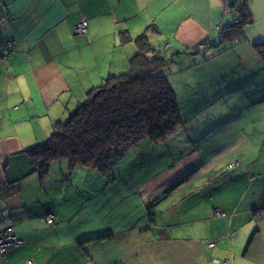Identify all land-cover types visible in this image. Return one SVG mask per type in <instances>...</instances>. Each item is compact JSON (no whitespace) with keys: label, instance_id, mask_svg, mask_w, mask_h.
<instances>
[{"label":"crops","instance_id":"1","mask_svg":"<svg viewBox=\"0 0 264 264\" xmlns=\"http://www.w3.org/2000/svg\"><path fill=\"white\" fill-rule=\"evenodd\" d=\"M233 17L223 0H0V45L8 43L4 48L9 49L0 46V230L10 229L17 240L5 256L0 255V264H264V211L254 213L264 194V181L259 178L261 170L254 173L256 166L250 178L235 180L237 191L231 198L220 199L212 207L196 201L194 194L177 198L170 205V220L158 223L161 212L154 205L188 182L192 171H187L198 163V151L184 155L178 151L181 144L175 133L162 143L169 150L171 139L170 149H175L167 167L145 178L133 170L124 175L141 188L139 211L120 214L113 224L99 225V230L76 234L75 211L64 208L75 196L65 197L63 188H55L67 164L59 162L56 178L40 181L23 153L31 144L47 139L55 122L68 115L75 102V87L77 96L85 98L107 76L126 72L137 52L134 39L152 24L159 31L150 35L155 48L173 57L175 65L184 57L187 73L193 67L199 69L187 83L207 87L222 82L223 91L206 99L215 106L212 117H216L205 121L207 139L212 131L226 126L228 115L243 114L236 109L240 92L251 91L255 99L243 107L251 117L254 105L264 106L258 75L264 67L256 58L254 38H245L243 31L244 36L220 54L208 47L196 49L207 41L215 42L220 27ZM82 20L87 23L86 32L77 36L74 26ZM121 32L131 41L121 43ZM208 51L205 60L203 54ZM246 59L250 69L241 70L234 80V67H241ZM235 81L242 85L229 84ZM261 113L262 108L257 114ZM244 127L251 129L249 123ZM187 132L185 139L191 143L192 135ZM140 144L156 147L146 141ZM184 163V171L176 173ZM166 175H170L168 180L163 178ZM119 177L115 174L108 180L116 183ZM97 181L105 190L106 179ZM229 182L223 181V185ZM146 199L155 201L150 211ZM183 199L180 212L185 213L184 218L173 219ZM48 215L53 219L50 223L45 221Z\"/></svg>","mask_w":264,"mask_h":264},{"label":"rangeland","instance_id":"2","mask_svg":"<svg viewBox=\"0 0 264 264\" xmlns=\"http://www.w3.org/2000/svg\"><path fill=\"white\" fill-rule=\"evenodd\" d=\"M224 4L229 8L227 5L228 3L224 2ZM248 4L253 22L244 28L243 31L245 32V38L250 36L254 38L255 42H264V0H249ZM203 48L204 46H198L196 49L202 50ZM209 53L210 51L203 54L205 60L208 59ZM255 55L257 56L255 57L261 61L260 56L257 53ZM183 58L184 57H182L179 65L169 63L166 70V73L168 72L167 79L175 93L181 117L184 120V124L178 127L170 137L176 133L175 139L176 141H180L179 144H181V149L178 151H181L182 155L189 153L192 150L195 152L198 151L199 156L196 157L198 163L191 170L187 171L188 174L192 171L191 178L188 179V182L177 188L171 197L167 196L157 206L154 205V207H157V210L161 212L157 218L158 223L163 222L165 218L170 220V205L175 203L173 200H177V198L180 199L184 196H190L191 198L192 194H194L196 201H206L210 207H212V203L220 202V199L231 198L233 196L232 194L237 191L234 189L235 180L237 182L238 178H241V180L250 178L249 173H253V166H256L254 169L255 174L259 173V170L262 171L259 178L264 181V113L257 114L260 111V108H262L264 112V106H261L262 103L254 105L252 107L253 115L250 117V113H248L246 108L243 107L248 106L255 99L251 96V91H249V93L240 92L241 98L236 102V109L239 110L237 113L243 114L240 116L236 114L228 115L226 126L220 130L215 129L212 131V135L207 139L206 130L203 131L206 123L205 121L212 122L216 117H212V115H215V106L208 104L209 102L206 99L217 91H223L222 82H217L207 87L199 86V82L193 84L187 83L190 77L198 75L197 71L199 69L193 67L194 71L192 73H187V71L184 70ZM247 59L242 62L241 67L240 65L236 68L234 67L235 72L231 74V76L236 75L234 80L239 78L238 76L241 74V70L246 71L250 69L249 64L251 63ZM258 75L259 82L261 83L260 85H262L259 88L263 92L264 69L261 70ZM75 76L77 77V72ZM229 84L242 85L238 81L230 82ZM77 91L78 90L75 87V102L71 105L72 108L70 107L69 111L73 110L78 102L85 99L84 97L77 96L79 95V91ZM223 105L226 109H231L229 104ZM66 118L67 115L59 121H63ZM248 123L251 126V129L249 130L245 127L243 128V126H246ZM184 127L185 129L183 130ZM230 129L231 131L227 138L226 134ZM184 131H188L192 135L190 138L191 143H187L189 140L185 139ZM50 133L51 132H49V134ZM49 134L47 135L49 136ZM224 135H226V138ZM45 139L46 138L41 139L36 143H40ZM225 139L230 140V143L228 144L224 142ZM166 140L163 144L167 142ZM170 140H168L169 150L166 149V145L162 144L160 146L153 145L156 146L154 148L141 147L140 143L146 140H143L135 147L130 148L127 157H125L117 167H114L113 170L115 171H112L114 176L115 174L120 175L118 182L114 183V181L110 182V180L106 179L103 183V185H106L105 190L101 189L98 181L88 182V180H86L88 177L91 178V176H97L100 178L99 175L92 171H90L92 173H88L86 169L77 168L75 173L69 174L68 169H65L64 173H66L59 176V183L55 188H63L65 197H70L72 194L75 196V198H70V200L65 203L67 206L64 207L68 211L71 209L75 211V233L80 234L83 231L93 232L99 230V225L113 224L114 220L120 214L135 215L140 209L137 204L140 205L141 202V188L135 187L134 181L132 180L133 182H131L126 178L127 176L124 175L128 170H133L138 177L145 178L150 175L153 176L156 172H160L161 169L167 167L169 165L167 163L172 160L171 153H175V149H170ZM222 145H226V148ZM219 149L222 150L213 154ZM176 155H174V157H177ZM185 164L186 163H184L180 169H177L176 173L178 172L181 174L182 171H184L183 166ZM60 168L61 166L58 161L53 162L50 166L47 178H56V174ZM72 177L73 181L71 180ZM121 177L124 178L120 179ZM163 178L168 180L170 175H166ZM70 180L71 184L68 182ZM223 181L230 182L224 186ZM86 182H88V184H86ZM112 183H114V185H112ZM235 188L237 189V185ZM262 195L261 197H263ZM190 198H187V200H190ZM235 199L236 200L232 202L234 205L237 203L238 198ZM261 200L256 206L259 205ZM144 202L148 203V200L146 199ZM183 203L184 199L178 203L180 205L176 207L177 210L176 213H174L173 219L183 220L185 213L180 212L183 209ZM224 203L227 204L228 202ZM143 206V213H145V205L143 204ZM49 216L50 215L47 217Z\"/></svg>","mask_w":264,"mask_h":264},{"label":"trees","instance_id":"3","mask_svg":"<svg viewBox=\"0 0 264 264\" xmlns=\"http://www.w3.org/2000/svg\"><path fill=\"white\" fill-rule=\"evenodd\" d=\"M248 3L249 0H232L227 4L234 12L233 19L220 27L217 40L207 41L204 48L220 54L232 47L234 40L241 39L244 28L253 22ZM152 33H159L154 24L134 39L137 52L126 72L109 75L88 90L85 99L69 111L65 120L55 122L46 140L23 151L30 160L32 173H36L40 181L48 177L55 161H65L69 174L81 168L108 179L130 148L143 140L162 144L184 124L166 73L173 57L168 58L152 45ZM129 41L130 36L121 32L120 42ZM253 48L264 67V42L254 43ZM93 178L99 179L91 176L86 180L94 182ZM153 202L146 203L147 211ZM263 211L264 194L254 213ZM4 230L6 228L0 232ZM256 231L257 228L253 233Z\"/></svg>","mask_w":264,"mask_h":264},{"label":"built area","instance_id":"4","mask_svg":"<svg viewBox=\"0 0 264 264\" xmlns=\"http://www.w3.org/2000/svg\"><path fill=\"white\" fill-rule=\"evenodd\" d=\"M226 3L231 2L232 0H223ZM86 26L87 23L85 20H82L80 22H78L75 26H74V33L77 36H83L86 32ZM235 42L237 40H234ZM233 42V43H235ZM200 46H204L203 44ZM205 47V46H204ZM51 217V218H49ZM46 218V221L48 223H50L52 221V216H49ZM49 218V219H48ZM17 244V240L16 238L12 235L11 230L10 229H6L4 231L0 232V255L5 256L7 254V251L10 247H12L13 245ZM210 247L214 246V243L210 242L209 243ZM28 263H30V261H28Z\"/></svg>","mask_w":264,"mask_h":264},{"label":"clouds","instance_id":"5","mask_svg":"<svg viewBox=\"0 0 264 264\" xmlns=\"http://www.w3.org/2000/svg\"><path fill=\"white\" fill-rule=\"evenodd\" d=\"M229 7V6H228Z\"/></svg>","mask_w":264,"mask_h":264}]
</instances>
